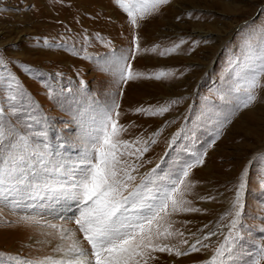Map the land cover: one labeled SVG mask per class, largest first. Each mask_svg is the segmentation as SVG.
I'll list each match as a JSON object with an SVG mask.
<instances>
[{
  "label": "rangeland",
  "instance_id": "obj_1",
  "mask_svg": "<svg viewBox=\"0 0 264 264\" xmlns=\"http://www.w3.org/2000/svg\"><path fill=\"white\" fill-rule=\"evenodd\" d=\"M247 44L264 45V0H169L143 19L138 15L135 26L115 0H0V121L36 146L46 143L53 160L67 169L82 158L104 110L118 104L113 118L125 129L118 139L146 141L149 149L140 160L124 157L142 164L136 183L152 169L164 178L194 165L180 187L184 208L195 210L161 221L162 230L173 235L155 242L173 252H153L148 264H208L227 235L233 217L221 218L232 210L242 175L241 238L229 260L264 264V77L255 101L218 136L214 116L234 105L229 90L239 67L230 65ZM121 55L129 57L133 79L119 78L113 59ZM29 114L39 123L29 121ZM41 129L46 139L34 135ZM201 156L203 162L196 163ZM77 215V202L68 199L0 205V233L43 231L40 239L0 244V264L53 258L60 241L50 224L75 231L90 251L74 223ZM24 216L40 223L25 222ZM197 239L199 250L192 251ZM177 249L189 254L177 256Z\"/></svg>",
  "mask_w": 264,
  "mask_h": 264
},
{
  "label": "snow or ice",
  "instance_id": "obj_2",
  "mask_svg": "<svg viewBox=\"0 0 264 264\" xmlns=\"http://www.w3.org/2000/svg\"><path fill=\"white\" fill-rule=\"evenodd\" d=\"M115 2L135 26L138 15L143 19L151 10L167 4L169 0ZM136 47L139 48L138 43ZM128 59L127 55L113 59L121 80L134 78ZM2 64L3 61L0 60V65ZM237 66L239 72L234 73V85L229 90L230 94H234V105L227 111L214 113L217 136L240 110L247 109L255 101V91L261 87V77H264V45L253 48L247 44L241 56L230 65V70ZM163 75L164 73L160 74ZM160 76L156 79H160ZM11 79L15 81V77ZM19 88L17 84L18 92ZM19 96L23 97V93L19 92ZM222 98H225V94H222ZM11 99L16 100L17 96L14 95ZM118 107L117 104L104 110L102 118L88 134V147L82 158L67 169L64 163L53 160L46 143L42 148L36 146L26 134L16 132L14 128L9 129L0 121V205L12 204L19 207L28 201H75L78 215L74 217V223L78 226L79 233H82L83 240L90 246V251L85 249L75 231L66 227L58 229L57 225L50 224L49 227L58 232L60 242L53 250L60 256L57 259L46 257L44 261L36 262L17 260L16 264H148V260L154 258L151 255L153 252H173L172 247L155 241L162 235H173L167 228L162 230V220H166L172 213L195 210L184 208V204L188 202L182 198L180 187L194 165L180 166L177 172L164 178L156 174V169H152L136 183L134 173L138 172L142 164L130 162L124 157L135 156L136 160H140L149 149L146 141L129 142L118 139L121 131L125 130L113 118V113L119 116L115 112ZM2 111L0 109V114ZM166 111V107L158 110L161 114ZM28 120L39 123L31 114L28 115ZM28 127L31 128L32 124L29 123ZM34 135L46 139L47 132L41 129ZM175 139L173 137V142ZM140 143L145 146L134 147ZM202 162V156L196 160V163ZM159 167L158 164L156 168ZM53 174L58 175L53 179ZM59 175L66 176L67 179H59ZM158 180L161 182L157 183ZM244 188L245 179L242 175L232 210L221 218L226 219L229 215L233 217L227 225V235L208 264H231L229 256L241 238L240 218ZM21 219L28 223H40L35 216H24ZM213 235L216 233L205 235L204 239L208 240ZM200 243L197 239L191 245V250L198 251L196 245ZM175 254L188 255L189 252L177 249ZM261 254L264 257V248L261 249Z\"/></svg>",
  "mask_w": 264,
  "mask_h": 264
},
{
  "label": "bare ground",
  "instance_id": "obj_3",
  "mask_svg": "<svg viewBox=\"0 0 264 264\" xmlns=\"http://www.w3.org/2000/svg\"><path fill=\"white\" fill-rule=\"evenodd\" d=\"M28 227V226H27ZM29 228V227H28ZM30 229V228H29ZM20 230V231H18L17 233L16 232H11V233H9V232H7V233H0V244L1 245H3V244H9V245H11V240L12 239H14V238H21V239H26V238H28V239H33V240H35L36 238L38 239L39 237H41L42 235H41V232H43V231H41V232H39V233H37V234H35L34 235V233L36 232L35 231V229H30V230ZM29 232H32L33 234L31 235V234H29ZM46 233V231L44 232V234ZM40 234V235H39ZM29 235H31V237L29 236ZM40 239V238H39ZM15 241V240H14ZM32 241V240H31ZM41 241H44V240H42L41 239ZM12 245H14V244H12ZM22 245V244H21ZM29 245V244H28ZM48 245V244H47ZM17 245L15 244L14 245V247H16ZM37 248H39V249H43L45 246L44 245H42V246H36ZM46 251H48V248L46 247ZM41 252H43V251H41ZM49 252V251H48ZM45 253H47V252H43V254H45ZM30 255H32V254H30ZM50 256H54L53 257V259H57L59 256H60V254L59 253H57V252H55V253H53L52 255H50Z\"/></svg>",
  "mask_w": 264,
  "mask_h": 264
}]
</instances>
